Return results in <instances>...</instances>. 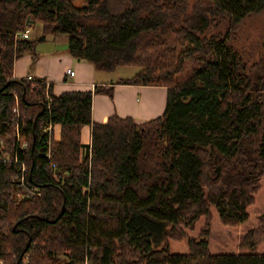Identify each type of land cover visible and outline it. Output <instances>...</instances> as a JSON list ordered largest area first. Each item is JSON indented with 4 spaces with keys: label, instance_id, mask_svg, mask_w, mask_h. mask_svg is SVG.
I'll list each match as a JSON object with an SVG mask.
<instances>
[{
    "label": "trees",
    "instance_id": "1",
    "mask_svg": "<svg viewBox=\"0 0 264 264\" xmlns=\"http://www.w3.org/2000/svg\"><path fill=\"white\" fill-rule=\"evenodd\" d=\"M262 14L264 0H87L82 8L0 0V134L16 145L17 104L28 149L10 156L38 190L17 200L20 168L0 164V263L59 264L63 255L66 264H264L250 244L254 230L246 255H213L207 240L213 210L227 228L248 221L264 179V55L248 68L232 44L238 27ZM34 24L41 36L20 38ZM57 35L97 72L139 69L117 84L166 88L164 114L95 124L93 95L112 90L55 97L43 80L14 79L15 61L32 54L34 63L36 45ZM193 58L199 66L177 83ZM201 219L200 238L189 237ZM184 242L187 255L170 253V243Z\"/></svg>",
    "mask_w": 264,
    "mask_h": 264
},
{
    "label": "crops",
    "instance_id": "2",
    "mask_svg": "<svg viewBox=\"0 0 264 264\" xmlns=\"http://www.w3.org/2000/svg\"><path fill=\"white\" fill-rule=\"evenodd\" d=\"M41 36V29L33 25L29 29L28 39ZM36 60L26 54L14 63L13 78L43 80L51 87L55 97L66 93H91L95 87L112 90L111 96L106 93L93 95L91 102V119L95 124H106L109 118L117 116L130 118L135 124L157 119L164 114L167 89L164 87L136 86L117 84L119 79L109 78L113 73L97 72L92 64L73 59L68 54L66 35L48 36L35 47ZM75 73L72 79L66 77V71ZM53 142L60 141L61 127L54 125L49 129ZM91 127L85 126L81 131V144L89 146Z\"/></svg>",
    "mask_w": 264,
    "mask_h": 264
},
{
    "label": "rangeland",
    "instance_id": "3",
    "mask_svg": "<svg viewBox=\"0 0 264 264\" xmlns=\"http://www.w3.org/2000/svg\"><path fill=\"white\" fill-rule=\"evenodd\" d=\"M75 8L85 6L87 0H70ZM233 46L241 55L243 64L248 68L259 66L263 61L264 55V14L256 15L245 20L237 29L233 39ZM199 66L197 59L193 58L186 62L185 69L182 74L177 77V83H183L192 75V71ZM139 69L132 67H120L113 74L109 75L111 79L115 78H131ZM3 136V143L6 150L5 154L11 155L12 143L6 144L10 136ZM13 138V137H12ZM12 140V139H11ZM12 142V141H11ZM11 150V151H10ZM6 156V155H5ZM19 189V188H18ZM22 193L16 196L17 200H22ZM213 218L208 230V242L210 251L213 255H246L249 254L243 239L246 234L254 230L251 243L254 246V254L264 255V226L260 223V217L264 215V179L261 180L260 191L255 196V203L248 209V221L235 228H227L222 226L217 218L216 212L213 210ZM205 219H201L196 225L193 232L189 233V237L200 238L199 234L205 230ZM169 250L172 255H187L186 243H170ZM65 256H59V264H66ZM1 264V263H0Z\"/></svg>",
    "mask_w": 264,
    "mask_h": 264
},
{
    "label": "built area",
    "instance_id": "4",
    "mask_svg": "<svg viewBox=\"0 0 264 264\" xmlns=\"http://www.w3.org/2000/svg\"><path fill=\"white\" fill-rule=\"evenodd\" d=\"M20 38L23 39H28L29 38V30H26L25 32H23L20 35ZM75 73L71 70H67L66 71V77L68 79H72L74 77ZM26 80L31 82L34 80V78L32 76H27ZM15 100L17 101V98L15 97ZM15 116L16 119L14 121L16 128H17V134H15V138H16V145L13 144L12 148L15 149L16 151L18 150L20 153H25L28 149V144L21 140L20 138V134H18V128H19V120L20 117L18 115V106L16 104L15 108L13 109L12 112ZM5 145L3 143V136L2 134H0V164H7V163H12L14 165L19 166L20 168V173H21V179H18V184H19V188L22 190L23 192V197L24 198H28L31 195H35L37 194L38 190L36 188L30 187L25 181H24V174L27 172V167L25 166L24 163H19L18 161L12 160L10 155H7V153L5 154ZM6 155V156H5Z\"/></svg>",
    "mask_w": 264,
    "mask_h": 264
},
{
    "label": "water",
    "instance_id": "5",
    "mask_svg": "<svg viewBox=\"0 0 264 264\" xmlns=\"http://www.w3.org/2000/svg\"><path fill=\"white\" fill-rule=\"evenodd\" d=\"M27 25H29V21L27 22Z\"/></svg>",
    "mask_w": 264,
    "mask_h": 264
}]
</instances>
